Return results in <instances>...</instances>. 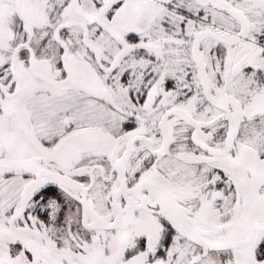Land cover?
Returning a JSON list of instances; mask_svg holds the SVG:
<instances>
[{
    "label": "snow or ice",
    "instance_id": "1",
    "mask_svg": "<svg viewBox=\"0 0 264 264\" xmlns=\"http://www.w3.org/2000/svg\"><path fill=\"white\" fill-rule=\"evenodd\" d=\"M0 264H264V0H0Z\"/></svg>",
    "mask_w": 264,
    "mask_h": 264
}]
</instances>
